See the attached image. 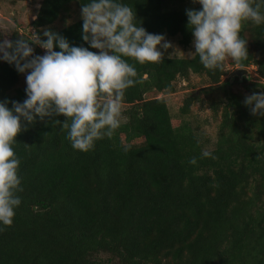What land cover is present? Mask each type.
Masks as SVG:
<instances>
[{
	"label": "trees",
	"instance_id": "obj_1",
	"mask_svg": "<svg viewBox=\"0 0 264 264\" xmlns=\"http://www.w3.org/2000/svg\"><path fill=\"white\" fill-rule=\"evenodd\" d=\"M169 1L116 0L133 9L137 26L179 35L188 47L194 37L186 10L202 6L191 0L170 7ZM73 2L81 9L90 0H39L36 18L30 24L15 18L9 39L32 40L36 33L46 40L48 29L71 46L97 52L82 39V18L54 26ZM255 3L264 14V0ZM240 38L248 42V57L238 65H254L256 74L232 77L237 90L221 109L210 150L190 123L174 122L162 95L177 91L178 79L204 77L208 86L183 99L180 111L188 114L211 88L225 85L227 61L223 71H210L195 54L145 65L125 58L139 82L125 90L113 137L95 141L87 152L75 150L55 122L63 116L24 122L13 145L21 205L11 227L0 224V264H264V117L244 103L246 96L264 93V23L246 21ZM33 47L36 55L45 54ZM22 75L0 60V101L9 108L27 99L26 88L17 87ZM210 101L217 114L221 103ZM203 151L210 156L202 157Z\"/></svg>",
	"mask_w": 264,
	"mask_h": 264
},
{
	"label": "clouds",
	"instance_id": "obj_2",
	"mask_svg": "<svg viewBox=\"0 0 264 264\" xmlns=\"http://www.w3.org/2000/svg\"><path fill=\"white\" fill-rule=\"evenodd\" d=\"M200 10L187 9L188 28L204 68L223 71L229 59L239 64L248 57L245 40L240 38L243 23H264L261 5L255 0H192ZM82 39L88 47L71 46L57 32L45 29L41 39L0 40V60L15 65L26 74L23 103L0 101V224L11 227L23 192L18 174L20 161L13 145L24 130V122L37 117L63 116L60 124L75 150L87 152L97 140L112 138L120 127L125 90L135 86L137 71L128 59L140 65L159 63L173 45L162 35L137 26L133 9L116 0H90L82 4ZM33 45L45 50L36 55ZM60 51H56V47ZM245 105L254 116L264 117V93L246 96ZM127 150V147L125 148ZM208 151L202 157H208ZM195 165V157L190 159ZM2 230V229H0Z\"/></svg>",
	"mask_w": 264,
	"mask_h": 264
},
{
	"label": "rangeland",
	"instance_id": "obj_3",
	"mask_svg": "<svg viewBox=\"0 0 264 264\" xmlns=\"http://www.w3.org/2000/svg\"><path fill=\"white\" fill-rule=\"evenodd\" d=\"M191 0H170L168 4L170 7H177L180 5L189 4ZM39 8V0L18 2L16 5H11L7 2L0 1V40L11 37L15 31V18L21 19L27 24H30L36 18L37 10ZM81 19V9L77 2L67 4L57 21L54 23L56 28H62L66 25ZM246 22V21H245ZM243 23V25L245 24ZM173 47L164 52V57H192L195 51L193 41L190 46L186 47L180 43V36H164ZM194 40V39H193ZM98 52V50H97ZM239 68H245L249 71L248 75L256 74V67L254 65L242 67L234 64L232 60L227 61V74L222 78L225 81L224 86L213 87L209 93L202 96L199 102L192 105L188 114H182L180 108L183 105V99L191 93H194L205 86H208L204 77L197 74H192L189 81H182L178 79L176 82L177 91L173 93L162 94L169 105L170 112L174 122L178 125L187 122L190 123L198 133V135L206 142L207 150L214 148L218 135V125L220 122L221 109L227 103L229 92L237 90L238 83L233 80V73ZM17 87L26 88V74H23ZM210 97L216 99L221 104L220 110L215 114ZM124 106H122V111Z\"/></svg>",
	"mask_w": 264,
	"mask_h": 264
},
{
	"label": "water",
	"instance_id": "obj_4",
	"mask_svg": "<svg viewBox=\"0 0 264 264\" xmlns=\"http://www.w3.org/2000/svg\"><path fill=\"white\" fill-rule=\"evenodd\" d=\"M249 74V71L245 68H239L237 70H235V72L233 73V76H238L240 78H243L244 76L248 75ZM233 109L231 108V111Z\"/></svg>",
	"mask_w": 264,
	"mask_h": 264
}]
</instances>
